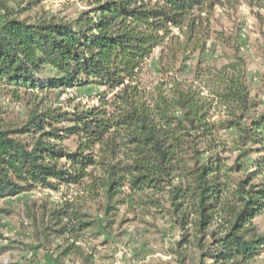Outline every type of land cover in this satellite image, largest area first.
I'll list each match as a JSON object with an SVG mask.
<instances>
[{"label": "trees", "instance_id": "1", "mask_svg": "<svg viewBox=\"0 0 264 264\" xmlns=\"http://www.w3.org/2000/svg\"><path fill=\"white\" fill-rule=\"evenodd\" d=\"M82 1L89 10L74 21L0 15V85L17 100L42 97L18 125L0 113V202L73 188L100 202L102 220L81 206L42 210L46 242L60 243L53 264H111L99 250L110 241L99 240L121 212L133 217L121 225L160 217L179 229L181 264H253L264 254L255 224L264 215V113L244 61L202 58L212 40L228 43L213 16L236 0ZM242 1L264 11V0ZM87 87L104 90L93 105L46 107L52 93ZM22 246H2L0 264H15L1 259Z\"/></svg>", "mask_w": 264, "mask_h": 264}, {"label": "rangeland", "instance_id": "2", "mask_svg": "<svg viewBox=\"0 0 264 264\" xmlns=\"http://www.w3.org/2000/svg\"><path fill=\"white\" fill-rule=\"evenodd\" d=\"M225 1V0H223ZM89 10L82 0H0V15L11 14L30 23L74 21L83 12ZM260 15V18L259 16ZM213 26L223 33L228 43L222 45L217 40L209 43L202 58L216 67L241 59L245 62L248 81L259 112L264 113V11L249 7L246 2L236 0L233 4L225 2L224 7L214 11ZM158 50L148 61L144 83L148 86L157 78L159 69ZM196 58L190 62L188 72L192 71ZM104 90L97 87L57 91L49 97L46 107H61L72 110L96 103L97 95ZM21 99L12 95V90L0 85V113L8 124H20L35 110L41 95L21 92ZM227 139L233 148L236 138L232 132ZM73 148L72 143H69ZM80 189H63L61 193L50 191L33 192L0 202V248L12 242H20L23 250H16L1 259V262L15 264H50L55 258L59 241L49 244L43 234L42 210H53L65 205L81 206L95 219L102 220L103 212L99 201L84 199ZM36 217V222L30 216ZM121 212L117 226L109 237L108 246H100L105 257L112 259L111 264H181L180 258L173 255L177 243L182 240L179 229L166 220L144 218L136 223L121 221L132 219ZM255 224L264 233V215L257 218ZM99 243L94 242L93 245ZM32 250V251H31ZM253 264H264V254Z\"/></svg>", "mask_w": 264, "mask_h": 264}, {"label": "crops", "instance_id": "3", "mask_svg": "<svg viewBox=\"0 0 264 264\" xmlns=\"http://www.w3.org/2000/svg\"><path fill=\"white\" fill-rule=\"evenodd\" d=\"M99 250L102 251V250H101V247L99 248ZM103 252H104V251H102V253H103ZM50 264H53V262H51Z\"/></svg>", "mask_w": 264, "mask_h": 264}]
</instances>
